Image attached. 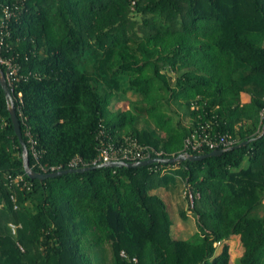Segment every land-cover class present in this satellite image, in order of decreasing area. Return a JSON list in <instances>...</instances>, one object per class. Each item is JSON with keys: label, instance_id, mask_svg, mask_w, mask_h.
<instances>
[{"label": "trees", "instance_id": "obj_1", "mask_svg": "<svg viewBox=\"0 0 264 264\" xmlns=\"http://www.w3.org/2000/svg\"><path fill=\"white\" fill-rule=\"evenodd\" d=\"M4 6L13 14L1 54L24 75L13 101L33 170L26 128L39 162L60 169L75 156L96 165L100 137L166 157L195 132L249 142L200 160L31 179L0 86V264H93L105 242L111 264H232L222 241L234 233L237 264H264V0H0V17ZM178 181L198 193L188 238L171 235L168 205L150 192Z\"/></svg>", "mask_w": 264, "mask_h": 264}, {"label": "built area", "instance_id": "obj_2", "mask_svg": "<svg viewBox=\"0 0 264 264\" xmlns=\"http://www.w3.org/2000/svg\"><path fill=\"white\" fill-rule=\"evenodd\" d=\"M12 14L13 11L8 6H4L2 8V15L0 17V65L3 67L2 70L4 72V77L8 87L11 89L12 96L20 105L22 102L21 92H18L16 96H14L13 86L16 85L17 82L24 77V75L22 72H20V65L15 60V57L1 54L2 51H7L9 48L6 38L10 34L8 22ZM258 115L260 122H262L264 120V107L260 109ZM25 135L27 137V142L29 143V149L34 159V163L39 167L40 172L47 173L59 170V166H48L47 164H42L39 162V153L36 149V140L32 137L29 128H26ZM234 142L235 139L227 134H219L214 138H210L208 134L204 132H195L191 134V136H187L184 139L183 149L186 150V152H188L187 150L199 151L204 148H208L209 150L228 149ZM156 157L166 156L162 150H157L151 145L139 143L137 140L129 136L121 137L120 139L116 140L100 137L97 146V156L92 163L95 164L108 161L134 162ZM86 165L87 163H85L81 157L75 156L68 161L67 168H77ZM19 179L23 180V177L19 176ZM183 194L186 198L187 205L191 208L193 206L194 199L198 196V193L193 192L188 185H184ZM9 226L12 231H14L15 225L13 223H9ZM20 248L22 249L21 246ZM120 255L126 257V253L124 251H121ZM132 260L134 262L136 261L135 258Z\"/></svg>", "mask_w": 264, "mask_h": 264}, {"label": "rangeland", "instance_id": "obj_3", "mask_svg": "<svg viewBox=\"0 0 264 264\" xmlns=\"http://www.w3.org/2000/svg\"><path fill=\"white\" fill-rule=\"evenodd\" d=\"M171 74V73H169ZM119 105L113 101L112 108H115ZM169 114L173 113V119H180L182 123H188V116L184 113V110L177 106L176 104H170ZM245 160L242 161L241 165H245ZM184 183L178 181L174 187H171L170 194L164 188H153L150 190L152 193L159 194L168 205V211L171 218V235L176 238H188L190 237L196 228L195 217L192 214L190 207L187 205L186 198L184 197ZM264 204V200H263ZM183 208L187 211V219L181 218L179 214V209ZM258 215H264V212H258ZM222 242H225L229 246L230 253V262L232 264H237L239 262V257L243 250L241 242L237 233L232 234L230 237L224 238ZM221 248V244H216L215 253H217ZM95 255L92 258L93 264H111V250L108 242L103 243L102 245L93 248Z\"/></svg>", "mask_w": 264, "mask_h": 264}, {"label": "water", "instance_id": "obj_4", "mask_svg": "<svg viewBox=\"0 0 264 264\" xmlns=\"http://www.w3.org/2000/svg\"><path fill=\"white\" fill-rule=\"evenodd\" d=\"M0 86L1 89L4 93L7 105H8V111H9V116L14 128V132L18 138L19 141V145L21 147V156H22V164H23V168L27 174V176L31 179H39V180H43L47 177H55L67 172H83L86 170H89L93 167H123V166H127V167H138V166H146V165H151L153 163H162V164H171V163H175V162H182L184 160H190V161H194V160H200L202 158L208 157V156H216L220 153H222L225 149H213L207 153H188V152H183V153H179L176 156H170V157H156V158H150V159H146V160H140V161H134V162H124V161H108V162H101V163H97L96 165H92V166H83V167H77V168H66V169H60L54 172H38L33 170L30 166H29V161H28V150L26 147V143L23 140L22 137V133L20 130V126L18 123V119L15 113V108H14V102H13V96H12V92L11 89L8 87L5 77H4V72L0 67ZM264 132V124L262 125V131L260 132L259 135H261ZM249 140H244L230 148H238L241 147L243 145H245L246 143H248Z\"/></svg>", "mask_w": 264, "mask_h": 264}, {"label": "crops", "instance_id": "obj_5", "mask_svg": "<svg viewBox=\"0 0 264 264\" xmlns=\"http://www.w3.org/2000/svg\"><path fill=\"white\" fill-rule=\"evenodd\" d=\"M249 98L250 97L247 93H241V102H248Z\"/></svg>", "mask_w": 264, "mask_h": 264}]
</instances>
